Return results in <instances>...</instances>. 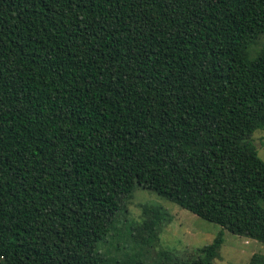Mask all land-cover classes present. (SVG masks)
<instances>
[{
  "label": "trees",
  "instance_id": "trees-1",
  "mask_svg": "<svg viewBox=\"0 0 264 264\" xmlns=\"http://www.w3.org/2000/svg\"><path fill=\"white\" fill-rule=\"evenodd\" d=\"M261 36L264 0H0V264H142L100 249L137 187L264 243Z\"/></svg>",
  "mask_w": 264,
  "mask_h": 264
},
{
  "label": "rangeland",
  "instance_id": "rangeland-1",
  "mask_svg": "<svg viewBox=\"0 0 264 264\" xmlns=\"http://www.w3.org/2000/svg\"><path fill=\"white\" fill-rule=\"evenodd\" d=\"M263 47L264 36H261L251 51L254 49L256 52ZM253 54L250 52L249 57L252 58ZM252 141L259 157L264 161V129L256 130ZM149 207L161 208L167 214L168 220L159 233V243L142 250L130 239L128 233L129 229L134 231L141 224L144 209ZM219 233L222 236L221 245L213 260L214 264H249L253 254L264 255V243L234 235L160 198L154 192L137 187L132 199L126 203V208L119 213L116 229L107 237L105 243L100 244V249L106 257L122 258L127 255L142 264H157V256L161 250L169 251L180 259L193 258L199 248L212 243Z\"/></svg>",
  "mask_w": 264,
  "mask_h": 264
}]
</instances>
